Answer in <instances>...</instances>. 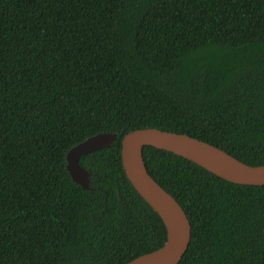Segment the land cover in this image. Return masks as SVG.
<instances>
[{
	"label": "trees",
	"instance_id": "trees-1",
	"mask_svg": "<svg viewBox=\"0 0 264 264\" xmlns=\"http://www.w3.org/2000/svg\"><path fill=\"white\" fill-rule=\"evenodd\" d=\"M187 133L264 164V0H0V264H124L167 239L122 138ZM99 132L114 143L67 152ZM192 225L178 264H264V185L144 146Z\"/></svg>",
	"mask_w": 264,
	"mask_h": 264
},
{
	"label": "water",
	"instance_id": "water-1",
	"mask_svg": "<svg viewBox=\"0 0 264 264\" xmlns=\"http://www.w3.org/2000/svg\"><path fill=\"white\" fill-rule=\"evenodd\" d=\"M116 132H99L73 146L66 155L67 169L75 182L90 188L91 171L80 158L115 142ZM152 145L181 155L212 173L234 183L264 185V164L251 165L222 148L191 136L156 127L139 128L122 138L121 158L125 173L146 202L160 215L166 230V241L151 251L124 264H178L189 248L192 225L179 201L149 173L144 146Z\"/></svg>",
	"mask_w": 264,
	"mask_h": 264
}]
</instances>
